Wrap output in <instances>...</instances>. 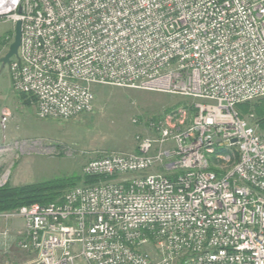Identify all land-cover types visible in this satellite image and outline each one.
<instances>
[{"label": "built area", "instance_id": "2783aa9c", "mask_svg": "<svg viewBox=\"0 0 264 264\" xmlns=\"http://www.w3.org/2000/svg\"><path fill=\"white\" fill-rule=\"evenodd\" d=\"M0 20L21 22L7 69L40 119L91 112L95 85L195 99L88 161L97 181L3 214L28 264H264V139L237 110L264 97V0H0Z\"/></svg>", "mask_w": 264, "mask_h": 264}, {"label": "rangeland", "instance_id": "374dc122", "mask_svg": "<svg viewBox=\"0 0 264 264\" xmlns=\"http://www.w3.org/2000/svg\"><path fill=\"white\" fill-rule=\"evenodd\" d=\"M13 27V22L0 20V55L7 49L3 47L6 36L13 37ZM92 92L91 112L65 121L40 119L34 105L13 91L7 65H0V186L83 176L82 168L88 161L111 152L134 151L137 135L155 137V132L146 126L148 120L162 119L178 107L195 102L179 94L113 85H95ZM241 116L255 126L261 136L254 114ZM220 153L226 154L223 150ZM227 154L229 160L217 163V171L230 169L236 161L234 150ZM211 159L213 157H209ZM18 208L0 212V238L19 237L13 246L6 247L10 255L25 250L19 244L25 230L21 235L12 234L13 229L20 227L21 218L3 216ZM83 261L82 257L75 258V263Z\"/></svg>", "mask_w": 264, "mask_h": 264}, {"label": "trees", "instance_id": "16d2710c", "mask_svg": "<svg viewBox=\"0 0 264 264\" xmlns=\"http://www.w3.org/2000/svg\"><path fill=\"white\" fill-rule=\"evenodd\" d=\"M237 110L241 115H245L247 113L254 114L256 123L258 125V130L261 134V137L264 139V97L255 101L239 103L237 105ZM189 111L191 114L192 109L190 108ZM221 150L222 149L220 147L217 148V151ZM212 170L218 173L216 169ZM95 181H97L95 178L72 176L30 183L22 186H0V212L33 203H38L41 205L48 203H58L61 202L64 190L67 187L71 188L76 185L93 183Z\"/></svg>", "mask_w": 264, "mask_h": 264}, {"label": "crops", "instance_id": "0c3cea01", "mask_svg": "<svg viewBox=\"0 0 264 264\" xmlns=\"http://www.w3.org/2000/svg\"><path fill=\"white\" fill-rule=\"evenodd\" d=\"M18 225L20 227H18V229H13L12 234H16L17 232V234L21 235V232L24 230V222L22 219L18 220ZM18 238L11 235H9L8 237L0 238V250L1 249L5 250L6 247L13 246V243L17 242ZM15 252L12 255H10L6 250L5 252H0V264H4L8 262L10 264H27L30 263L35 258L34 252L25 251V250H20V251L17 250ZM75 264H87V263L83 261L82 263L77 262Z\"/></svg>", "mask_w": 264, "mask_h": 264}, {"label": "water", "instance_id": "95a60500", "mask_svg": "<svg viewBox=\"0 0 264 264\" xmlns=\"http://www.w3.org/2000/svg\"><path fill=\"white\" fill-rule=\"evenodd\" d=\"M21 39V22L18 20L14 23L13 39L9 44L6 52L0 57V65L4 67L9 63L11 57L16 56Z\"/></svg>", "mask_w": 264, "mask_h": 264}]
</instances>
